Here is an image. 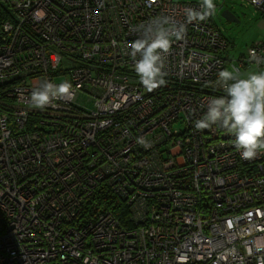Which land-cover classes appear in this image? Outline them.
Masks as SVG:
<instances>
[{
	"label": "built area",
	"instance_id": "obj_1",
	"mask_svg": "<svg viewBox=\"0 0 264 264\" xmlns=\"http://www.w3.org/2000/svg\"><path fill=\"white\" fill-rule=\"evenodd\" d=\"M241 1L264 20V0ZM0 3L13 17L0 23V264H106L131 239L140 264H264V152L244 160L224 130L195 128L219 97L208 92L225 94L227 43L212 21L221 4L188 23L184 9L202 1ZM163 16L185 32L166 56V85L148 91L126 53ZM253 51L264 61L254 42L240 66L260 71ZM64 80L73 99L30 106L34 89Z\"/></svg>",
	"mask_w": 264,
	"mask_h": 264
},
{
	"label": "clouds",
	"instance_id": "obj_2",
	"mask_svg": "<svg viewBox=\"0 0 264 264\" xmlns=\"http://www.w3.org/2000/svg\"><path fill=\"white\" fill-rule=\"evenodd\" d=\"M184 12L188 23L202 22L216 12V5L214 0H202L199 9L189 7ZM184 32V26L177 27L170 17H157L142 28L141 38L128 46L131 52L126 54L131 55L135 73L148 91L166 85V56L170 53L173 38L182 39ZM251 58L257 65L264 63L254 51ZM216 86L225 95L207 101V111L195 121V128L204 130L216 126L224 130L234 137L232 144L242 159H255L264 152V71L243 73L240 67L233 65L218 73ZM74 96L73 85L69 81L59 84L45 81L32 91L29 104L42 110L55 106L54 101L71 100ZM137 142L150 146L143 137H139ZM84 264H88L87 259Z\"/></svg>",
	"mask_w": 264,
	"mask_h": 264
},
{
	"label": "rangeland",
	"instance_id": "obj_3",
	"mask_svg": "<svg viewBox=\"0 0 264 264\" xmlns=\"http://www.w3.org/2000/svg\"><path fill=\"white\" fill-rule=\"evenodd\" d=\"M193 1L200 0H179V2ZM214 2L222 3V0H214ZM223 4H225L226 8H229L236 14L238 22L229 23L224 20L220 14H218L214 20L218 28L221 30V33L225 37H229L233 42V51H231L233 59L231 60L236 64L235 60H237V57L245 53L247 44L251 42L250 39L255 36V34L252 35V30L256 31L255 25L253 24L255 21L253 16H259L260 12L252 5H246L241 0H226ZM7 52L11 55L13 60L17 59V55L13 51ZM229 64L226 68H229ZM109 258L110 260L107 261L106 264H140L146 261L144 250L141 249L138 243L132 239L128 240V251L125 249V246L119 245L118 247L109 250ZM103 262L104 260L101 261V263Z\"/></svg>",
	"mask_w": 264,
	"mask_h": 264
},
{
	"label": "crops",
	"instance_id": "obj_4",
	"mask_svg": "<svg viewBox=\"0 0 264 264\" xmlns=\"http://www.w3.org/2000/svg\"><path fill=\"white\" fill-rule=\"evenodd\" d=\"M164 1L179 2V0H164ZM200 1H202V0H200ZM193 2H198V1H193ZM225 2H226V0H222V3H219V4H221V7H220L219 11L215 14V16L212 19L214 26L220 31V33H221V30L218 28V26H217L214 18L217 17L218 14L221 15L222 14V11H225V10L229 11L233 15V19H235L236 21L227 20L224 17H222V15H221V17L224 20H226L229 23H236V22H238V17L236 16V14L233 13L229 8H226L225 7V4H223ZM214 3L216 4L218 2H214ZM253 18L255 19V21H254L253 24L255 25L256 31L252 30V35L255 34V36L252 39H250L251 42H249L247 44L245 50L247 49V47H249L254 42L264 43V20H263V17H262V15L259 14V16L254 15ZM221 35L224 38H226V40L228 41V46H227V49H226V51L224 53L225 54V59L227 60L226 62H228L225 65V68L230 63L229 64V68H231V66H233V65H236V66L240 67V69H241L242 72L244 71L243 73H246L248 71H255V69L253 68V66L251 68H248L247 66H249V64H247V63H244V66H240L239 60H240V58L242 57L243 54H241V55H239L237 57V60H235L236 64L233 63V61L231 60V59H233L232 53H231V51H233V49H232L233 42L231 41V39L229 37H225L222 33H221ZM260 71H264V67Z\"/></svg>",
	"mask_w": 264,
	"mask_h": 264
},
{
	"label": "trees",
	"instance_id": "obj_5",
	"mask_svg": "<svg viewBox=\"0 0 264 264\" xmlns=\"http://www.w3.org/2000/svg\"><path fill=\"white\" fill-rule=\"evenodd\" d=\"M9 17H12L11 16V14L9 13V10H8V7L6 6V5H3V4H1L0 3V23L2 22V21H5V20H7ZM13 18V17H12ZM226 39V38H225ZM226 43H227V46H228V41L226 40ZM264 44V43H263ZM253 45V43L250 45V46H252ZM248 48V47H247ZM227 49V48H226ZM247 50V49H246ZM246 50H245V53L242 55V57L240 58V60H239V62H241L244 58H246L247 57V53H246ZM227 60L225 59V65L228 63V62H226ZM245 63V62H244ZM248 68H251L252 66L251 65H249V66H247ZM225 68V67H224ZM254 68V67H253ZM255 69V68H254ZM261 70V69H260ZM255 71L256 72H258L256 69H255ZM57 72V71H56ZM55 72V73H56ZM208 94H212V95H214V94H216V95H218V96H222V95H220L219 93H214V92H212V91H210V92H208ZM225 95V94H224ZM107 197V196H106ZM114 199L115 198H112V202L114 201ZM101 200H103V198H101L98 202L100 203L101 202ZM117 206L119 207V214H115V217L116 218H121L120 220H121V222H122V224L124 225V226H128V228H131L133 225H132V223H130L129 221H128V214H129V207H127L125 204H122V203H118L117 204ZM195 264H198V263H195Z\"/></svg>",
	"mask_w": 264,
	"mask_h": 264
},
{
	"label": "water",
	"instance_id": "obj_6",
	"mask_svg": "<svg viewBox=\"0 0 264 264\" xmlns=\"http://www.w3.org/2000/svg\"><path fill=\"white\" fill-rule=\"evenodd\" d=\"M221 15H222V17H224L227 20L236 21L235 19H233V15L227 10L222 11Z\"/></svg>",
	"mask_w": 264,
	"mask_h": 264
}]
</instances>
